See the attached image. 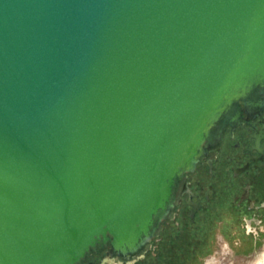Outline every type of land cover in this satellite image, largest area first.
<instances>
[{
	"label": "water",
	"instance_id": "obj_1",
	"mask_svg": "<svg viewBox=\"0 0 264 264\" xmlns=\"http://www.w3.org/2000/svg\"><path fill=\"white\" fill-rule=\"evenodd\" d=\"M239 102L264 0H0V264L141 256Z\"/></svg>",
	"mask_w": 264,
	"mask_h": 264
},
{
	"label": "flooded vegetation",
	"instance_id": "obj_2",
	"mask_svg": "<svg viewBox=\"0 0 264 264\" xmlns=\"http://www.w3.org/2000/svg\"><path fill=\"white\" fill-rule=\"evenodd\" d=\"M239 107V122L225 125L217 146L205 148L194 171L185 174L186 186L171 216L162 220L141 256L108 257L109 243H100L77 264H201L215 250L218 236L234 253L261 243L264 105L248 110L239 102Z\"/></svg>",
	"mask_w": 264,
	"mask_h": 264
},
{
	"label": "rangeland",
	"instance_id": "obj_3",
	"mask_svg": "<svg viewBox=\"0 0 264 264\" xmlns=\"http://www.w3.org/2000/svg\"><path fill=\"white\" fill-rule=\"evenodd\" d=\"M217 239L215 250L201 264H264V237L257 246H249L241 253L231 251L224 240H219L221 236Z\"/></svg>",
	"mask_w": 264,
	"mask_h": 264
}]
</instances>
